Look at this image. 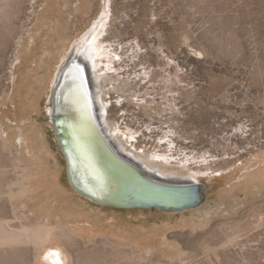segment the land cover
Listing matches in <instances>:
<instances>
[{"label": "rangeland", "instance_id": "rangeland-1", "mask_svg": "<svg viewBox=\"0 0 264 264\" xmlns=\"http://www.w3.org/2000/svg\"><path fill=\"white\" fill-rule=\"evenodd\" d=\"M6 19L0 166L26 159L59 181L40 185L16 210L29 223L50 211L48 222L84 227L57 244L62 264H264V0H14ZM92 27L107 44L90 74L106 124L136 131L130 142L139 150L117 135L122 152L158 176L203 184L196 205L115 207L71 187L52 98ZM77 66L65 86L83 83ZM155 152L168 160H152ZM14 176L0 172V187ZM0 215L13 216L5 201ZM36 254L0 255V264H41Z\"/></svg>", "mask_w": 264, "mask_h": 264}, {"label": "bare ground", "instance_id": "bare-ground-1", "mask_svg": "<svg viewBox=\"0 0 264 264\" xmlns=\"http://www.w3.org/2000/svg\"><path fill=\"white\" fill-rule=\"evenodd\" d=\"M12 1L14 0H0V22L2 24L4 22L3 20H5L7 16H9L10 14V5ZM7 20L8 19H6L5 21ZM104 23L105 22H102L100 26L101 27L104 26L105 25ZM1 29L5 30L2 27ZM91 32L92 34L89 38H87V40L81 41L78 44L75 54L73 55V58L71 59V61H73L74 63L72 64L75 67H77V65H82V66L86 65L84 66L85 67L84 73H82V75L84 74L85 77H83L82 75L79 76L81 77L83 83H81L79 80H75L72 83H69L68 86H65V87L63 86L64 90L61 93V95L63 93L65 94V92L68 93L69 87H75L74 95L70 96L68 94L67 97L66 96L63 97V100L65 99L64 100L65 102L68 101V99L71 100V102H74L76 107H77V104L83 105V101L85 98V95L83 93H84L85 85L88 83L89 89L91 92V98L94 101V106L99 113V119L102 122L101 127L103 129V132L109 137V139H111L117 151L119 153H124L125 151L124 152L122 151L124 148H126L122 146V140L116 138L117 135H120L126 138V142H128L131 146H133L135 150H139L138 149L139 147L137 148L134 144L130 142V138H134V133L136 131H134L132 128L128 126L126 130L121 129L120 127H115V129L113 130L111 127H109L106 124V120H105L106 118H105V113H104L106 110V105L105 103H103L105 100L103 101L102 91L100 90V87L97 84H95V82H93L94 79L93 81L91 80L90 74L93 71L95 73L99 65L104 63L103 59L106 56V52H107V49L105 48V46L107 44L105 45L104 41H102L99 38L102 34L101 29H98L97 27H92L90 30L87 31L86 34L88 33L90 34ZM107 56H108L107 57L108 62H111L112 56H110L109 54H107ZM70 67L72 68V66L69 65L67 67V70ZM72 74H74L73 71H72ZM76 74L77 73L75 71V75ZM67 76H69V72H67V74L65 73V77ZM67 81H69L68 78H67ZM71 92H73L72 89H71ZM78 114H80L81 116L80 124L77 125V128L74 131L76 132L80 140L76 138L75 133H74V139L78 140L76 150L77 152H81V153H84L87 151L86 156H88V159H90L93 162V158L91 155L92 154L99 155V153L97 152V146H95L93 144V141L91 140V137L89 135L90 127L87 125V121L83 115V112L81 113V110H78ZM70 126L72 129L73 128L72 124ZM71 152H72V149H71ZM128 154L131 155L132 157L134 156V159H136L137 161L142 160L139 155L133 152H129ZM145 157H146V153H145ZM150 157L152 158V160H155V159H163L164 161L168 160V156L165 153H160V152L152 153L150 154ZM25 160H19V162L17 161V163L15 162L14 164L9 165V166L7 165L0 166V172H6V173H11L12 175H15L14 177H12L11 182H8L4 186V188L0 187V201H5L7 203L13 215L11 217L0 215V255L10 254L13 252H20L24 250H32L37 253L36 254L37 261H40L41 264H62L64 262V259L62 256L63 253L59 249L60 247L58 248L57 244L61 242L69 241L70 239L74 237L75 234L78 233V230L84 227L83 226L81 227L80 223L74 222L75 219L74 220H71V219L54 220L53 222H48L47 221L48 219L44 217H47L50 211H47L41 216L40 215H37L36 217L31 216L32 217L31 219L34 220L33 221L34 223H29L27 217L19 216L20 214L17 212L16 208L19 202L23 198H25L29 194H33L43 185H45L46 187H52L54 185V182L58 181V180L56 181L55 176L49 175L46 169L40 168L38 170L33 167L32 168L28 167L27 165L28 160H26V162ZM149 160L151 161V159H148V161ZM95 166L96 167H95L94 172L96 173L97 171V174L100 173L101 176L104 177V174L102 173L103 169L97 168V165ZM149 169L151 171L145 170L146 173L152 175L153 177H155L156 179H159L160 181H164L167 183L186 182V181H183L182 179L168 177L166 176L167 175L166 173L163 174L161 173V171L159 172L160 176H157L156 172L154 173L153 171L156 168L153 166L151 167L149 166ZM109 173L111 177L110 178L108 177V182L105 181L103 182V184L108 185L110 184V181L111 182L113 181L114 186L110 189L112 190L119 189V185H120L119 179H120L124 181L123 187L126 190L132 188L136 194L135 189H137V194L142 195L138 190L139 188L138 187V184H139L138 176L129 167L125 165L117 164L116 167H111ZM161 176L162 177L166 176L167 178H162ZM104 179H106V176L104 177ZM71 183L73 187L76 189V186L74 185L72 178H71ZM102 186H103L102 188L106 190L107 186H104V185ZM144 189L145 188H142L143 194L146 193ZM71 222H74V223H71ZM226 243L225 244L223 243L224 245L222 246L225 247ZM130 257L132 258V256Z\"/></svg>", "mask_w": 264, "mask_h": 264}, {"label": "water", "instance_id": "water-1", "mask_svg": "<svg viewBox=\"0 0 264 264\" xmlns=\"http://www.w3.org/2000/svg\"><path fill=\"white\" fill-rule=\"evenodd\" d=\"M72 63L73 61H70L67 65L75 68L74 63ZM65 73L67 74V71L63 70L55 85L50 118L53 123L58 145L65 157L68 179L71 181L72 178L76 186L75 191L93 201L115 207L184 209L196 205L203 199V184L198 181L191 178L185 180L186 182L184 183L160 181L152 175L147 174L145 170L148 169L141 163L138 164L139 162L134 157L127 153H119L111 139L103 132L100 124L101 120L94 106V101L91 98L88 83L85 85L83 93L85 94L84 101L82 99L83 105L77 104L76 107L71 100L68 99L66 102L64 101L65 99L63 100L64 96L67 97L68 94L73 96L75 93V87H69V92L63 93V96L61 95L67 84ZM71 89L73 92H71ZM78 110H81V113L83 112L87 125L90 127L89 135L91 140L97 146L99 155H91L94 163L86 156L87 151L81 153L76 150L78 140H80L74 131L77 125L80 124L81 116L78 114ZM71 124L73 126L72 129ZM74 133L78 140L74 139ZM117 164L129 167L138 176V190L142 195L137 194V189H135L136 194L132 188L126 190L123 187L124 181L120 179L119 189H110L114 186L113 181H110L108 185L103 184L105 181L108 182V177H111L109 173L111 167H116ZM95 165H97V168L103 169L101 170L103 171L104 177L106 176V179L100 173L97 174V171L96 173L94 172ZM102 185L107 186L106 190L102 188ZM71 187L73 188V185ZM142 188H145V194L142 193Z\"/></svg>", "mask_w": 264, "mask_h": 264}]
</instances>
